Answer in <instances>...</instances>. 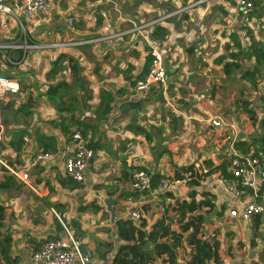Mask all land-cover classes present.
<instances>
[{
    "label": "crops",
    "instance_id": "1",
    "mask_svg": "<svg viewBox=\"0 0 264 264\" xmlns=\"http://www.w3.org/2000/svg\"><path fill=\"white\" fill-rule=\"evenodd\" d=\"M193 1L197 0H49L48 10L36 14L27 23V29L32 41L67 40L71 35L64 18L72 15L75 17L77 37L91 38L127 30L133 26L132 20L151 19L185 8ZM233 6L229 5L228 0L197 3L161 24L166 35L175 31L170 37L172 51L166 58L167 90L163 92L159 86H152L134 103L130 99L140 92H133V86L135 80L147 72L146 61L149 57L142 48L140 36L135 32L59 52L29 50L26 59L31 65L29 71H24L21 65L5 64L2 67V73L18 82L23 96V100L14 108L11 98L18 93L2 98L10 103L6 110H13L20 119L14 123L15 128L9 129L7 117L2 118L1 146L7 157L16 153L19 159L25 151H42L38 137L43 135L54 139V145L51 144L54 149L47 151L58 150L62 145L60 136H68L74 126H80L84 130V138L95 146H91L94 155L87 170L89 186L105 200L103 205L96 204L81 186L74 182L72 186L67 178L63 179L61 155H57L47 166L36 167L30 173V185L13 180L9 187H0V203L5 207L6 230L11 237L9 264H31L32 251L47 237L63 236L57 214L81 240L82 247L93 251L95 261L91 264L110 262L119 243L115 221L129 219L125 215L130 208L141 207L146 229L160 216L172 217L171 209L175 203L168 205L167 213L162 214L156 209V203L137 201L129 185L130 172L135 167L146 169L151 175L157 173L160 178L173 180L169 195L174 197L175 202L188 200L193 192L196 201L208 197L214 210L222 211L225 194L222 193L220 178L226 171L223 152L227 149V142L223 137L224 131L213 127L208 119L220 115L237 125L239 140L235 147L239 152L245 153L264 144V114L259 116L246 107V102H250L249 94H257V102L262 99L261 68L264 64L258 67L256 83H253L246 76V70H253L255 65L253 58L241 57V67L234 72L224 68L225 63L232 60L230 56L226 58L220 54L209 62L206 53L201 51L205 50L210 38L219 37L222 32L228 34L231 40L230 35L237 34L242 42L241 49L245 48L249 36L242 30L249 27L239 25L230 12ZM253 26L254 23L249 29L254 38L264 44V34H256ZM17 30L10 20L0 22V40L16 36ZM195 37L200 41L198 47ZM224 49L234 51L228 43ZM20 54L21 50L11 53L16 59ZM220 56H224V59L220 60ZM60 57L61 69L55 77L48 79L52 62ZM74 63L79 66L77 75L83 84L74 77L71 70ZM230 74L240 78L243 86L252 84V90H246L247 99L243 92L224 91V79ZM60 80L70 85L75 100H68L71 95H67L66 104L58 110L44 94L48 84ZM76 84L80 86L77 91L80 94L74 93ZM132 92L134 95L131 96ZM107 95L111 96L109 108L114 102L130 95L109 129L104 127L109 109L103 113ZM28 98L32 102L28 113H25L20 106ZM77 98L78 102L75 103ZM172 104L175 111L170 106ZM230 104L234 106V111L228 106ZM44 108L51 110L54 116L44 117ZM176 111L180 113L177 118L174 117ZM20 131L22 140L27 136L29 141H24L21 150H17L11 141ZM205 165L209 167L206 169ZM93 166H98V171ZM196 167L208 172L204 178L198 179ZM184 172H189V178H183ZM195 179L198 180L197 184L191 182ZM109 199L113 201L112 208L114 204L117 206L114 220H111L106 205ZM259 216L256 231V217L249 223L239 224L241 228L232 229L245 246L254 248L255 253L257 249L258 257H261L264 249V216ZM170 228L179 230L175 222L170 223ZM222 236L221 231L220 238ZM252 239L256 241L254 246L250 244ZM100 241L111 244L112 249L108 250ZM0 264H6V261L0 259Z\"/></svg>",
    "mask_w": 264,
    "mask_h": 264
},
{
    "label": "built area",
    "instance_id": "2",
    "mask_svg": "<svg viewBox=\"0 0 264 264\" xmlns=\"http://www.w3.org/2000/svg\"><path fill=\"white\" fill-rule=\"evenodd\" d=\"M214 0H197L185 8L202 2ZM49 0H0V22L10 20L17 27V34L7 40H0V99L7 94L20 93V86L17 81L2 73L5 64L21 65L24 71H29L31 65L26 62L29 50L39 51H64L72 49L86 43H95L103 40L118 38L126 33H137L140 36L142 48L150 58L147 72L135 80L133 92L143 93L152 86H159L166 92L169 80L167 76L166 58L172 51L170 37L175 34L172 30L164 37L155 36L154 32L157 25L163 24L170 17L180 13L185 8L162 13L151 19L137 18L132 20L133 26L127 30L109 33L107 35H97L91 38L77 37V27L75 17L65 16L64 23L70 32L71 37L67 40L37 42L32 41L26 33L24 24H27L36 14L44 13L49 8ZM256 9L255 0H234V6L230 12L234 14L239 25L251 27L254 17L253 11ZM196 46H200L198 37H195ZM21 50L20 56L16 59L11 55L12 51ZM263 92L260 102H249L247 109L261 116L264 114V66L261 68ZM133 92L130 94L134 95ZM127 98H122L114 102L109 108L104 120V127H112L115 118L119 115L120 107L128 102ZM175 111L173 104L170 105ZM44 117H52L54 113L49 109H42ZM176 111L174 117H179ZM209 123L213 127L221 128L224 131L223 137L227 142V149L223 152V159L227 163V175L222 174L221 189L225 194L222 213L228 222L237 224L249 223L257 215L264 216V144L254 150L245 153L239 152L235 144L239 140L237 125L224 119L220 115L210 117ZM2 113L0 110V182L10 178L20 184L30 185V173L39 166H47L57 155H61L63 176L86 190L91 201L103 205L104 197L98 194L88 183V166L94 155V149L84 138V130L80 126H74L68 136L61 135L59 138L60 147L55 151L23 152L19 159L16 153L7 157V153L2 149ZM25 142L29 139L23 137ZM98 171V166H93ZM181 172V171H180ZM183 178H189V172H184ZM151 173L143 168H132L130 172L129 185L136 194L139 203L152 201L155 207L162 214L168 205L175 202L174 197L168 192L171 190L172 181L167 177L161 178L156 186H152ZM175 182H179L175 180ZM66 191L68 188H64ZM161 199V200H160ZM163 200V201H162ZM134 224H139L143 218L140 206L130 208L125 215ZM58 221L62 225L63 236L46 239L37 249L32 251L31 264H91L95 261L93 251L84 249L70 226L57 214ZM170 239V235H164L160 240ZM183 245L187 249V244L183 240ZM181 247L183 248L182 244ZM184 249V248H183ZM180 258H182L180 256ZM178 257L177 263L184 261ZM252 258H250V262ZM149 264H168L163 257L153 254Z\"/></svg>",
    "mask_w": 264,
    "mask_h": 264
},
{
    "label": "trees",
    "instance_id": "3",
    "mask_svg": "<svg viewBox=\"0 0 264 264\" xmlns=\"http://www.w3.org/2000/svg\"><path fill=\"white\" fill-rule=\"evenodd\" d=\"M259 1L260 0H255V4ZM154 35L164 37L166 35V30L163 27L157 25ZM246 35L249 36V41L248 43H246L244 49H241L242 42L238 35L234 33L230 35L237 50L229 52V56L232 60L230 62H226L224 68L229 69V71H235L241 67V57L243 59L253 58L255 61V65L253 66V70H246V76H248V78H250L253 83H256L255 75L259 69L258 67L264 64V44L260 40L254 38L251 30H248ZM220 57V60L224 59V56ZM60 60L61 57L52 62V67L47 73L48 79L51 77H55V74L58 73L59 69H61L62 64ZM69 61H71V59ZM149 64L150 58L148 57L146 65L149 66ZM71 70L72 72H74L75 79L80 82V76L77 75V72L79 71V66L77 65V63H74L71 66ZM80 84H83V82L81 81ZM71 89L72 88L69 84H67L65 80H60L53 84H48L44 95L54 103L55 107L58 110H60L63 109V106L66 104L65 98L67 97V95H71ZM106 99L107 101L104 104L103 113H106V111L109 109L111 96L107 95ZM68 100L74 101L75 97L71 95ZM31 102V98H28L26 103L20 106V109L24 110L25 113H28V108L31 106ZM248 103L249 102H246V107ZM8 107H10V103H6L2 99H0V109L6 110L8 109ZM38 141L42 143V151H47L50 148H53L51 147V144L54 145V139L52 137L43 135L38 137ZM49 143L50 146L48 147ZM11 144L17 150H21V147L24 144V141L22 140V131L16 133V136L11 141ZM90 146L95 148V146H93L92 144H90ZM208 167L209 165H205L206 169ZM196 172L198 179L204 178L205 174L208 173L199 170V168L196 169ZM223 174L227 175L225 172ZM65 178L66 177H64L63 179ZM161 178L159 174H153L151 177L152 186H156ZM70 182L73 186L72 181ZM191 182L193 184H197L198 180L195 179ZM11 184H13V180H11L10 178H6L4 181L0 182V187L4 189L6 187H9ZM193 194V192L190 194L188 200L174 202L175 205L171 209L172 217L160 216L159 218H157V220H155V222L150 225L149 229L145 228L147 223L143 218L137 225L134 224V222L130 219L116 220V234L119 243L115 248V251L111 255V259L108 264H149L154 253L163 257L164 261L168 264H237L236 262H224V258L226 257H223L220 252V234L218 229L211 228L212 230L208 235H206L205 233V215L214 210L213 203L210 202L208 197L196 201ZM113 210H117L116 204L113 205ZM165 213H167L166 210L164 214ZM259 217L260 216L257 215L254 219V231H256L257 229ZM173 222L178 224V231L172 230L170 228V223ZM254 234H256V232H254ZM164 235H170V239L161 241L160 239ZM183 237H185L188 247V250H186L187 256L184 261H182L181 263H177V255H181V252L184 251V249L181 247L184 239ZM262 237L264 238V236ZM47 239H51V237H47ZM255 242L256 241L252 239L250 241L251 246H254ZM10 243L11 237L6 230L5 207L0 203V259L5 260L6 264H9V260H11L8 256ZM99 243L106 246L108 250L112 249L111 244L103 241H100ZM229 250L230 246L228 248V251ZM229 252H231V250ZM253 264H264V249L261 253L260 262H254Z\"/></svg>",
    "mask_w": 264,
    "mask_h": 264
},
{
    "label": "rangeland",
    "instance_id": "4",
    "mask_svg": "<svg viewBox=\"0 0 264 264\" xmlns=\"http://www.w3.org/2000/svg\"><path fill=\"white\" fill-rule=\"evenodd\" d=\"M229 5H234L233 0H228ZM253 17H254V28L256 29V34H258L259 36H261L262 34H264V0H260L259 2L256 3V9L253 11L252 13ZM24 27L26 28V33L27 35L30 37V34L28 33V29H27V24H24ZM251 28V27H249ZM249 28H244L242 30V32H247L248 30H251ZM225 37L228 38V34H225L224 32H222L221 35H219V37L216 38H210L209 40V44L206 45L205 50H201L204 51L202 53H206V56L208 57L209 62H211L212 59H214L215 56L220 55V54H224V56L226 58L229 57V52L224 49V46L226 43H228L230 45V49L231 50H236V48L233 46L234 41L231 39H226ZM225 39V40H224ZM205 44V43H204ZM201 53V52H200ZM235 72V71H234ZM217 73V71H216ZM224 91L225 92H229V91H234V92H243L245 94L244 98L247 99L246 96V90H252L250 88H252V84L251 85H244L243 86V81L238 78V77H233L232 74H230L227 78L224 79ZM79 84H76L75 88H74V93L76 94H80L77 93V91H79ZM251 95L250 98H248V100H250V102H257L258 99H256L257 94H249ZM254 96V99H253ZM243 96L241 95V98ZM21 100H23V96L21 93L16 94L15 96H12L11 101L13 104V108L17 105H19ZM222 101H226V100H222ZM78 102V98L77 101L75 103ZM232 111L235 110L234 106L228 105ZM1 113H2V118L3 117H7L8 119V128H15L14 127V123L19 122V117L16 113H14L13 110L9 109L6 111H3L2 109ZM11 125H13L12 127H10ZM218 208H220V206H218ZM107 219V217H106ZM67 226H69L66 223ZM62 226V225H61ZM236 228V230L238 228H241L239 226V224H237V222H228L227 219L224 218V213H222L221 210H214L213 213H209L206 215V222H205V233L206 235H208V233L212 230L211 228L217 229L219 228L222 232H223V236L220 238V252L223 255L224 258V262H236L237 264L241 263V264H250V258H249V250H251L250 246H245L240 240H239V236L236 235V232L232 229V228ZM218 229V230H219ZM233 230V231H232ZM221 231H219V234H221ZM247 233V231H246ZM185 243V237H183ZM80 240V239H79ZM243 244V245H241ZM182 246L184 248V251L181 252V255H177V259L178 257L180 258V256L183 259H186L187 256V249L185 248V246L183 245L182 242ZM230 246V250L231 252L228 251V248ZM252 250H255L254 248H252ZM229 253V254H227ZM258 250L256 249V253L254 254L252 260H258V261H252V263L254 262H260V257H258ZM257 255V256H256ZM230 256V257H227ZM182 258H180L182 260ZM176 259V262H177ZM251 263V264H252Z\"/></svg>",
    "mask_w": 264,
    "mask_h": 264
},
{
    "label": "water",
    "instance_id": "5",
    "mask_svg": "<svg viewBox=\"0 0 264 264\" xmlns=\"http://www.w3.org/2000/svg\"><path fill=\"white\" fill-rule=\"evenodd\" d=\"M142 98V93H139L137 96H135L134 98H131L130 99V102L131 103H134V102H136V101H138L139 99H141ZM126 110H128V109H126ZM112 203H113V201L111 200V199H109V200H107V202H106V205H107V209L109 210V212H110V215H111V220H114V218H115V212H114V210H113V208H112ZM254 254H255V250H250L249 251V258H253V256H254Z\"/></svg>",
    "mask_w": 264,
    "mask_h": 264
}]
</instances>
